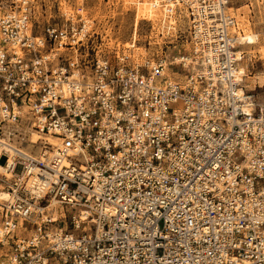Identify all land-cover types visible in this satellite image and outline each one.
I'll use <instances>...</instances> for the list:
<instances>
[{
	"label": "built area",
	"instance_id": "1",
	"mask_svg": "<svg viewBox=\"0 0 264 264\" xmlns=\"http://www.w3.org/2000/svg\"><path fill=\"white\" fill-rule=\"evenodd\" d=\"M231 1L157 0L175 55L84 60L82 13L38 35L33 0L0 6V264H264V104Z\"/></svg>",
	"mask_w": 264,
	"mask_h": 264
},
{
	"label": "rangeland",
	"instance_id": "2",
	"mask_svg": "<svg viewBox=\"0 0 264 264\" xmlns=\"http://www.w3.org/2000/svg\"><path fill=\"white\" fill-rule=\"evenodd\" d=\"M10 5L12 0H0L3 9ZM229 6V12L238 23L234 29L236 35H258L257 43L240 47L245 55L240 67L246 68L247 73L241 82L248 90H253L259 103H264V0H232ZM66 13L74 18L76 26L82 23V13L97 32L96 36L86 40L87 47L79 48L83 60L94 55V45H101L103 52H109L113 48L123 50L135 44L136 54L145 57H169L177 54L181 47L183 36L176 40V36H166L167 31L164 36L161 34L155 20L159 8L149 0H33L35 34L44 35L48 25L59 30L69 29ZM62 54L66 56L72 52L67 49ZM27 136L33 137L30 133ZM40 143L33 148L24 143V147L38 153Z\"/></svg>",
	"mask_w": 264,
	"mask_h": 264
},
{
	"label": "bare ground",
	"instance_id": "3",
	"mask_svg": "<svg viewBox=\"0 0 264 264\" xmlns=\"http://www.w3.org/2000/svg\"><path fill=\"white\" fill-rule=\"evenodd\" d=\"M147 1H148V0H147ZM149 1H151L152 5H156V3H157V0H149ZM156 9H157V8H156ZM157 13H158V12H157ZM158 16H159V14L157 15V17H158ZM157 17H156V18H157ZM236 28H237V27H236ZM237 39H238V41H239L242 45L255 44V43L258 42V35H257V34H254V33H247V34H243V33H241V34H239V35L237 36ZM238 57H240V53H238ZM244 57H245V56H244ZM244 57L242 58V60L244 59ZM242 60H241V61H242ZM245 69H246V68H244V67H240L239 70H238V73H239V79H240V80H241V78H243L242 74H243L244 72H246ZM241 83H242V82H241ZM243 86H244V85H243ZM250 86H251V85H250ZM240 92H241V93L246 92V89H244V88H240ZM261 104L263 105L264 103H261ZM30 134L33 135V137L30 138V142L33 143V146H35L36 143L39 142V141H41V140L43 139V137H44V135L40 134L39 132H37L36 130L31 129V128H30ZM47 137H48L47 140H49L51 143L56 142V138H54L53 136L48 135ZM22 149H23V150H26L25 148H22Z\"/></svg>",
	"mask_w": 264,
	"mask_h": 264
}]
</instances>
